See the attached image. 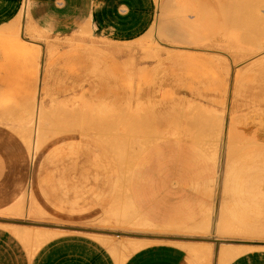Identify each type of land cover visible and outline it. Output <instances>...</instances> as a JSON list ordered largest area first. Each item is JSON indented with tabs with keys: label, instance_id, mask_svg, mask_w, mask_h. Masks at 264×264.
I'll use <instances>...</instances> for the list:
<instances>
[{
	"label": "rangeland",
	"instance_id": "374dc122",
	"mask_svg": "<svg viewBox=\"0 0 264 264\" xmlns=\"http://www.w3.org/2000/svg\"><path fill=\"white\" fill-rule=\"evenodd\" d=\"M25 20L21 15L0 25V125L28 145V108L41 97L52 112L46 117L41 148L33 159L29 154L31 182L17 199L24 207L9 217L40 225L160 232L151 224L141 229L131 223L104 220L114 202L127 201L133 167L148 146L167 137H183L203 147L220 169L215 204L205 216L211 224L199 233L219 240V246L264 240V235L250 237L244 231H214L222 206H232L230 212L239 202L234 198L242 196L251 201L241 205L246 209L237 211L251 221L262 222L264 167L258 166L259 171L249 175V169L255 168L250 166L251 161L244 160L236 176L226 168L221 171L220 154L211 153L229 121V138L236 146L233 156L241 158L247 150L254 154L261 149L256 158L264 165V104L260 101L264 96V65L250 66L264 61V0L162 1L152 28L137 42L134 53L138 56L134 57L140 71L134 75L125 68L126 60L113 59L108 51L87 44L88 33L63 39L35 31L22 33ZM157 24L162 26L158 28ZM47 82L54 88V98L45 94ZM70 91H75L72 96ZM137 95L143 98L144 112L158 118L155 128L150 124L145 130L141 127ZM93 103L99 111L96 117L89 116ZM207 106L213 107L214 113L209 109L208 114ZM201 107L205 108L203 114L198 113ZM166 108L171 109L163 113ZM86 109L88 116H83ZM166 115L169 121L164 119ZM179 124H184L177 129L180 135H171ZM130 167L129 178L128 172L122 177L121 170ZM234 180L238 182L236 187L241 186L237 189L246 193L234 194ZM249 181L260 183L248 192ZM51 228L64 229H44ZM30 229L20 231L31 234L22 238L29 247L37 244ZM115 236L108 237L114 240ZM127 237L115 239L125 243Z\"/></svg>",
	"mask_w": 264,
	"mask_h": 264
},
{
	"label": "crops",
	"instance_id": "0c3cea01",
	"mask_svg": "<svg viewBox=\"0 0 264 264\" xmlns=\"http://www.w3.org/2000/svg\"><path fill=\"white\" fill-rule=\"evenodd\" d=\"M25 1L30 9L25 20L27 32L42 33L55 39L83 36L88 33L87 44L95 49L108 51L113 59L126 60L128 63L125 64V68L131 65V72L134 75L140 71L136 61L138 55L134 53V50L136 52L138 50L137 42L152 28L159 13L160 4L165 0H0V25L19 16ZM134 55L137 56L134 57ZM252 65L262 67L264 61L251 63L250 66ZM47 84L45 94L47 97L54 98V88L49 82ZM73 92L75 91H70L71 96ZM152 92L149 93L152 94ZM179 96L183 95L179 94ZM184 96L191 97L188 94ZM137 98H139L136 104L137 111L142 112L143 117L140 120L141 127L145 130L150 124L155 128L158 125V118L148 116L143 109L142 96L137 95ZM42 100L38 97L27 112L30 126L27 129L26 138L31 133L33 142L38 145L36 153L44 140L43 127L46 122L44 116L52 111L45 108ZM260 101L264 104V96H261ZM90 106L91 109L96 110L94 103ZM206 108L208 114L209 109L214 113L213 107ZM170 109L166 108L163 113ZM204 109L201 107L198 113H205L202 111ZM8 110H5V113H8ZM96 112L99 113L98 110ZM82 114L88 116V110H83ZM36 115H40L42 121L37 134L33 135L32 123ZM164 119L169 121L167 115ZM203 120V117H199V121L204 123ZM207 123L210 125L209 120ZM183 126L184 124L174 126L170 134L180 135L177 129ZM230 127L228 121L225 131L222 129L220 131L219 144H213L211 153L213 156L220 154L221 171L226 168L236 176L242 171L241 162L251 161L250 166L255 168L252 171L249 169V175H252V172L259 171L258 166L264 167L256 158V155L263 150H254V154L253 151L247 150L243 157H234L236 146L229 138ZM28 146L29 144L27 145L16 133L0 125V264H221L218 254L221 247L228 248L229 251L222 264L228 262V264H264V249L243 252L246 246L261 244L260 240H251L254 243L237 246L222 243L223 245L219 247V240L214 237H204L199 233L202 228L207 229L211 224L210 219L205 216L215 204L214 196L217 192L215 187L220 169L211 154L193 140L183 137L160 139L148 146L146 151L138 157L130 177V192L127 194V201L132 203L135 216L131 222H121L137 225L141 229L151 224V227L160 232L144 231L130 233L131 235H124L121 231L79 228L64 224H31L22 219L9 217L11 210L19 204L17 199L25 193L31 182L29 154L31 159L35 156L32 157V149ZM121 171L122 177H125L124 173L128 172L129 178L131 167ZM234 182L232 186L234 194L246 193L237 189L241 186L236 187L238 182L235 180ZM259 183L260 181H251L248 192L256 188ZM242 197L234 198L235 202H239L230 212L228 211L232 206L226 204L222 206L221 218L215 219V232L218 229L225 232L224 228H221V221L224 222L223 215L234 225L250 233L264 235V219H261L262 222L251 221L246 216H242L241 210L237 211L238 208L246 209L241 205L251 201L249 198ZM116 202L112 204L109 211ZM16 207L19 208L18 205ZM137 217L144 219L145 225L136 223ZM105 219L107 220V217ZM109 222L112 221L109 220ZM7 223L19 228L20 231H26L27 227H31L33 231L37 230L36 228L48 227H62L68 230L57 228L56 230L66 232L53 237L41 246L30 249L27 242L7 227ZM91 234L116 235L114 242L118 244L123 242L115 238L124 236L143 240L146 244L126 258L120 259L110 251L111 249H108L107 244L108 247Z\"/></svg>",
	"mask_w": 264,
	"mask_h": 264
},
{
	"label": "bare ground",
	"instance_id": "6f19581e",
	"mask_svg": "<svg viewBox=\"0 0 264 264\" xmlns=\"http://www.w3.org/2000/svg\"><path fill=\"white\" fill-rule=\"evenodd\" d=\"M185 4V3H184ZM176 5H179L180 7H181V5L179 4V3H177ZM175 5V6H176ZM175 6H174V8H175ZM185 6V5H184ZM178 7V6H177ZM176 7V8H177ZM179 8V7H178ZM184 8V7H183ZM182 8V9H183ZM171 10V9H170ZM176 10H178V9H176ZM201 10V9H200ZM169 11V10H168ZM176 12V11H175ZM179 12V11H178ZM181 12V11H180ZM179 12V13H180ZM198 13V12H197ZM27 14H28V5H27V1H25V6H24V8H23V10H22V12L19 14V16H21V15H24V17H26L27 16ZM165 14V13H164ZM163 14V15H164ZM185 15V14H184ZM155 16V15H154ZM164 16H166V14L164 15ZM171 17H172V15H170ZM27 18V17H26ZM169 18V17H168ZM206 18V17H205ZM21 19V18H20ZM171 19V18H170ZM179 19V18H178ZM178 19H176V21L178 20ZM168 20V19H167ZM190 20H192V19H190ZM216 20V19H215ZM175 21V22H176ZM195 22V21H194ZM214 22V21H213ZM177 23V22H176ZM20 25V24H19ZM158 26V28H160V26H162V24L159 26V24H157ZM179 25V24H178ZM180 26V25H179ZM223 26V25H222ZM11 27H13V26H11ZM182 27V26H181ZM214 27H215V25H214ZM20 28V27H19ZM155 28V27H154ZM157 28V29H158ZM21 29H22V33H24L25 31H26V26H25V21H23V23H22V27H21ZM13 30V29H12ZM17 30V29H16ZM160 30V29H159ZM214 30V29H213ZM1 31V30H0ZM11 31V30H10ZM162 31V30H161ZM161 31H160V33H161ZM12 32V31H11ZM157 32H158V30H157ZM25 33H27V32H25ZM0 34H2L1 32H0ZM160 35V34H159ZM162 35V34H161ZM158 38V37H157ZM36 44H39V42L38 43H36ZM263 44V43H262ZM262 51V50H261ZM131 63V62H130ZM127 69H129V72L130 73H132L131 72V65H128L127 66ZM97 110V109H96ZM96 110H94V109H91V116L92 117H96L97 116V112H96ZM52 112V111H51ZM67 113V112H66ZM41 115V114H40ZM40 115H36L35 116V118L33 119V123H32V125H33V135H35V134H37V131L39 130V128L41 127V121H42V118H41V116ZM46 117L47 116H44V118L46 119ZM96 119H98V117L96 118ZM95 120V119H94ZM30 135H29V137H27V140H28V144H29V146H30V148L32 149V157H34L35 156V154H36V150H37V146L38 145H35V143L33 142V138H32V135H31V133H29ZM138 144V143H137ZM141 144V143H140ZM121 151V150H120ZM126 200V199H125ZM118 202H119V200H118ZM118 202H116L114 205H113V207H112V209L108 212V215H107V220H104V221H114V222H121V221H123V222H131V221H133L132 219H133V216H135V213H134V208H133V205H132V203L130 202V201H124V203L122 202V203H118ZM120 202H121V199H120ZM19 204H17L18 205V207H19V205H21L19 208H17L16 206H15V208L17 209V210H19V209H23V205L22 204H20V202H18ZM33 203V202H32ZM33 207V206H32ZM14 208V209H15ZM14 209H12L11 210V212H12V214H13V212H15L14 211ZM15 209V210H16ZM22 209H21V211H22ZM20 211V212H21ZM18 212V211H17ZM222 218H223V221L224 222H222L221 221V228H224V230H225V233H227L228 231L229 232H233L234 230L236 231V232H238V231H240V232H242V231H244V233L243 234H249L250 233V231H248V230H246V229H242V228H240V227H238V226H236V225H234L231 221H229L227 218H225V216H223L222 215ZM136 223H138V224H141V225H145V220L144 219H141V218H138L137 217V219H136ZM6 225V224H5ZM7 227H10L12 230H14V232L16 231V232H19L17 235H19V237L20 238H23V237H26V238H28L31 234H29V232L27 233V232H25L24 234H22L23 232H20V230H19V228H17V227H15V226H11V224L9 225L8 223H7ZM57 228H54V229H40L39 230V228L37 229V230H35V231H33L34 233H32V235H33V237H34V239L36 240V242H37V244L36 243H31V244H33V245H31L30 244V247L29 248H31V246H32V248L35 246L36 247V245L37 246H41L42 244H44L45 242H47L48 240H50V239H52L53 237H56V236H59V235H61V233H65L66 231H62V230H56ZM31 230V229H30ZM33 230V229H32ZM63 230H65V229H63ZM231 230H233V231H231ZM15 232V233H16ZM240 234V233H239ZM242 234V233H241ZM251 234H252V236L254 237L256 234H253V233H250V237H251ZM91 235H93V234H91ZM102 235H104V234H102ZM106 235V234H105ZM259 235V234H258ZM93 236H95V238L97 237V239H99L102 243L104 242L105 243V245L108 247V249L110 250V251H112L114 254H116L117 255V257L118 258H120V259H124V258H126L129 254H131L132 252H134L135 250H137L138 248H140L141 246H143L144 244H146V242L145 241H143V240H139V239H130V238H126V242L125 243H121V244H118V242H114V240L112 239V238H109V237H112V235L111 236H109V234L107 235V236H101V234H95V235H93ZM109 236V237H108ZM114 236V235H113ZM24 239V238H23ZM33 239V240H34ZM25 241V240H24ZM27 241H29V240H27ZM31 241H32V239H31ZM125 241V240H124ZM26 242V241H25ZM121 242H123V241H121ZM260 242H262L261 244H258L257 243V245H251V246H246V248H244L243 249V252H248V251H250V250H253V249H264V240H260ZM103 243V244H104ZM120 243V242H119ZM29 244V243H28ZM223 245V244H222ZM247 245V244H246ZM245 246V245H244ZM220 247V246H219ZM212 249H213V246H212ZM112 253V254H113ZM212 253V252H211ZM219 256H220V261H221V264H222V262L224 261V259H225V257H227L228 256V254H229V251H228V248H225V247H221V249H220V251H219ZM198 255V254H197ZM218 256V255H217ZM201 257V256H200ZM209 258V257H208ZM211 258V257H210ZM206 263V262H205Z\"/></svg>",
	"mask_w": 264,
	"mask_h": 264
},
{
	"label": "water",
	"instance_id": "95a60500",
	"mask_svg": "<svg viewBox=\"0 0 264 264\" xmlns=\"http://www.w3.org/2000/svg\"><path fill=\"white\" fill-rule=\"evenodd\" d=\"M124 235H131L130 233H123Z\"/></svg>",
	"mask_w": 264,
	"mask_h": 264
}]
</instances>
